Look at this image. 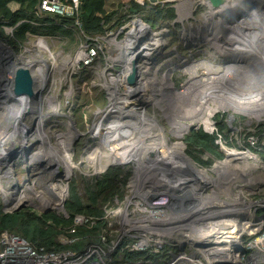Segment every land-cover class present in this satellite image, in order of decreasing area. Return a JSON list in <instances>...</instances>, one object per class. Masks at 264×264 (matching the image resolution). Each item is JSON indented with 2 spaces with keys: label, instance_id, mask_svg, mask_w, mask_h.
<instances>
[{
  "label": "rangeland",
  "instance_id": "rangeland-1",
  "mask_svg": "<svg viewBox=\"0 0 264 264\" xmlns=\"http://www.w3.org/2000/svg\"><path fill=\"white\" fill-rule=\"evenodd\" d=\"M183 1H171L176 14L174 20L162 23L153 29L155 31L152 34L144 32L139 37L131 35L129 44L124 43L127 48L120 46L124 57L121 56L119 59L123 65L135 57V52L140 55L135 57L136 77L133 84L126 83L125 78L117 79L118 72L122 71L120 65L106 64L101 58L87 69L71 70L65 67V58L71 52L64 48L65 40L42 36L28 37L27 49H31L34 40H39L33 50L35 57L26 54L24 61H19L20 64L16 66H42L41 62L44 61L49 67L44 75V85L40 93L38 92L40 98L44 99L42 106L41 99L39 101L38 113L34 116L29 112L19 117L22 126L29 130L28 134L22 135L23 139L27 138L26 154L11 151L9 144L10 147L7 148L6 138L12 125L11 119L17 116L13 117L11 113L5 118L0 113V205L3 212L10 213L6 210L10 209L6 206L7 201L23 203L29 200L30 204H23L22 209H30L38 215L49 210L48 212L62 216L61 211L56 209L61 207V204L64 205L68 197L70 177L76 180L77 189L82 193L83 186L93 184L95 179L108 169L120 168L118 178L120 181L124 180V197L120 201L114 198V206L103 205L104 210L114 213L107 218L110 230L106 231V239L109 238V242L106 240L108 244L100 245V249H104V254H107L110 241L115 243L117 238L122 237L129 241L142 238L139 235L147 231L145 227L150 224L164 227L165 213L172 217L178 215L180 218L176 221L180 223L178 221L180 219L187 226L188 223L185 222L195 216L200 220L207 218L210 213L219 216L239 214L240 210L232 209L240 205V209L243 210L249 206L248 204L251 206V200L260 197L264 185V171L254 156L257 166L255 169L252 168L253 170L249 168L246 173L251 181L236 180V171L234 175L231 171L224 170L229 168L227 164L229 158L239 159L245 154H250L239 151L245 137L255 129H264V82L248 77V67L247 74L240 70L229 73V70L224 68H230V62L236 60L230 55L248 54V61L251 60L254 65L264 62V5L258 8L259 3H255L259 0H232L233 4L239 2L240 5L254 7V10H248L245 14L236 9L237 12L234 14L225 13V10L218 13L215 8L212 9L208 5L207 0ZM224 1L228 3L230 0ZM222 6L219 8L222 9ZM238 12L241 16H238ZM136 27L137 22L132 25L133 29ZM123 38L126 37L118 35L116 39ZM5 45L9 46L7 43ZM12 51L14 52L13 49ZM14 53L19 54L17 51ZM238 58L240 61L244 59ZM224 63L229 65L224 67ZM222 67L223 70L220 69ZM219 70L222 72L216 75L213 82L210 81L212 75ZM166 72L169 78L170 73L172 74L170 78L172 84L163 77ZM112 77L116 78V81L111 88L117 91L119 97L115 99L108 95L110 91L105 87V81ZM225 83L230 86L227 91L221 88ZM202 85L208 89L204 90ZM232 85L236 87L235 90H231ZM128 88L132 91L130 92ZM217 100L223 102L227 108L216 107ZM202 108L213 110L207 115H200ZM170 110H174V113L172 114ZM3 111L0 105V112ZM45 113L52 114L44 117L41 122V116ZM199 117V121L189 126L190 121ZM117 119L121 121L119 125L116 124ZM180 124H185V127L177 128ZM205 124L209 127L206 131L213 126L218 131L217 124L223 125L225 128L220 135L226 140L223 139L225 145L220 148L217 146L222 158L215 159L209 153L200 154L202 160L211 161L209 165L202 166L195 163L190 156L181 157L180 152L183 144L185 153L184 138L192 130L203 131ZM96 126L104 129L101 135L91 131ZM109 131L108 136L103 135ZM132 132L138 134L141 143L135 140L133 137L135 134ZM224 147L233 152V155L225 157ZM142 155L144 156L141 157ZM262 158L263 154L260 159ZM195 164L201 167L200 171L195 168ZM153 165H157L160 171L154 172L150 169ZM237 166L238 164L235 167ZM183 173L187 176L185 177ZM199 174L211 179L205 181L208 185L200 188L201 193L208 194L202 195V201L208 202L210 206L214 202L222 204L225 209L215 210L208 205L206 210L204 208L206 204L200 203L196 206L205 214L199 216V209L192 215L189 211L179 215L171 208H162L166 201L161 203L158 196H164L165 190H170L164 183L165 178L181 187H185L186 181L187 189L194 190V186L198 184L196 181H202ZM211 183L215 186L210 187ZM239 185L246 187L241 190ZM210 190L213 191L209 192ZM197 193L199 192L187 197L196 198ZM154 194L156 196L150 198ZM233 195L237 200H232ZM195 202L201 201L193 199L191 203ZM257 214L264 216V209L258 210ZM171 220L169 218L165 225H171ZM233 226L234 223L227 227H218L210 221L209 228L200 229V235H214L211 240L214 244L225 234L224 241H229L230 244L231 241H235L239 247L237 241L241 233L253 234L258 230V226H250L246 222L234 228ZM191 228L195 229L193 226ZM262 229L263 226L256 236L243 235L239 258L237 261L233 258L227 261L230 264L243 262L264 264V244L254 248L247 246L248 243H253L255 237L261 238L264 232L260 233ZM160 233L157 234L159 238L162 236ZM144 236L151 240L155 239L149 238L146 234ZM194 242H196L194 238L192 241L187 239L186 243L179 249L173 248V251L194 255L197 259L199 254L197 247L193 245ZM220 244H215V249H218ZM193 251L196 253L192 254ZM99 255L103 257L100 253ZM164 256L166 257L165 254ZM247 256L249 261L246 260ZM107 258L108 256L102 258L103 264H106ZM161 260L156 264H163L166 258ZM191 260L194 258H188L186 263L194 264L190 262ZM200 263L207 264L204 260Z\"/></svg>",
  "mask_w": 264,
  "mask_h": 264
},
{
  "label": "built area",
  "instance_id": "built-area-1",
  "mask_svg": "<svg viewBox=\"0 0 264 264\" xmlns=\"http://www.w3.org/2000/svg\"><path fill=\"white\" fill-rule=\"evenodd\" d=\"M43 14L52 15L58 18H65V19H71L73 21V27L77 31V45L75 46L74 50L67 54L65 58V67H68L71 70L75 69H87L89 67L94 66L97 61L101 58L105 61V63L113 64L116 63L120 65L122 71L118 72L117 79L122 80L124 79V68L123 64L120 61V59L117 57V53L119 52L120 46L119 42L123 40H129L130 37H127V32L130 30L129 28L126 29V33L124 35L123 39H116L118 35L122 34V29L118 30H111L106 32L104 35H96V36H87L84 34V32L81 29V23L79 21V15H80V1L79 0H38L35 15L41 16ZM140 26V24H138ZM139 26L137 28H139ZM126 28V27H125ZM136 28V29H137ZM13 27H5L4 33L7 36H11L13 32ZM148 31H152L150 28L145 27ZM155 31V30H154ZM152 31V32H154ZM158 32V31H156ZM28 37L37 38L36 35H27V41L29 40ZM27 41L19 46L18 48V55H15V51H12V48L10 46L5 45V41H0V78L1 83L0 87H2V91H6V82L11 80V76L14 71V66H8L7 60L11 56H22L26 54H32L35 57V54L33 53V50L35 48V44L39 41L34 40L31 49H27L26 44ZM113 49L112 55H107L106 49L107 48ZM32 51V52H30ZM234 57L236 60L234 62H230V68L229 73L234 70H240L241 72L247 74L249 68V74L248 77L250 78H257L264 82V62H260L257 64H252L251 60L248 61V54L244 55H230ZM238 57L244 58L243 61H240ZM135 58V57H134ZM63 64V63H62ZM228 63H224V67L228 66ZM220 68L223 70V68ZM130 69V64H129ZM128 74V73H127ZM113 78V77H112ZM264 93V90H263ZM218 113V111L216 112ZM214 113V114H216ZM214 116V115H213ZM233 120V119H232ZM203 129V128H202ZM211 135H215L214 143L220 148L222 145H225V141L222 139V136L214 126L209 130L206 131L203 129V132ZM239 151L242 152H248L251 155H253L259 166L262 168V171H264V132H259L257 129L255 131H252L249 133L245 139L243 140V146L242 148H239ZM261 154H263L262 160L260 159ZM194 163V162H193ZM196 166V167H195ZM195 168L200 171V166L195 164ZM195 182H192V184ZM170 184L173 186H170V192L167 196V202L166 205H162L163 209H169L171 208L174 210V207L178 206H189L193 199H197L198 201H202L201 199L202 195H208L206 193H201V187L196 184L194 186L196 190L201 193L196 194V198L194 196L183 198L182 191H185L188 186L184 185L185 187L179 186V184H175L174 181L170 180ZM183 185V184H180ZM178 186V187H177ZM180 187V188H179ZM203 187V186H202ZM182 191H181V190ZM200 190V191H199ZM213 190H210L209 192H212ZM174 194H178L180 197L176 198L174 197ZM194 197V198H193ZM209 196H207L208 198ZM209 199V198H208ZM212 200V199H209ZM230 201V199H229ZM251 206L245 207L243 210L240 209V205H237L232 210H240V214H226L223 216H216L211 218L208 221L201 222L197 216L190 219L189 221L185 222L188 223V225H184V222L178 220L180 223H178L176 220L180 217L175 216L174 219H172L171 225L167 226L165 225L166 222H168L169 218H173L168 213H165L164 215V227L163 225L157 226L158 224H150L149 226H146L145 229H148L149 231L141 232L142 238L139 239H131L130 241L125 239V241H128L124 248L129 251H148L153 254H159L160 258L157 261H153V263L146 261L144 264H156L160 261H162V258H166L164 260L163 264H187L188 258H194V260H191L190 262H193L194 264H202L200 263L201 260H204L207 264H214V262H217V264H230L228 259H234V261H237L236 259L240 256V247H242L241 237L243 235H254L256 236V233L260 230V228L263 226V229L260 231H264V216L261 214H257V211H262L264 209V185L262 189V194L260 197H258L255 200H251ZM174 206V207H172ZM215 204L211 205L210 208L214 209ZM221 209H225L226 207L222 204L219 205ZM175 211V210H174ZM177 213V212H176ZM113 215V211L110 212V210H104V215L101 217V220L105 222V229L101 230V233L99 235L100 244H95L89 246L83 253L81 254H74L69 250L60 251V252H46L43 250V248L35 249L33 248L25 239L20 238L14 234L7 233L0 237V264H103L102 258L105 256H108L118 245L120 239L117 238L115 243L110 241V247L107 250V254H104L103 250L100 249V245L108 244L106 243V237L107 233L106 231L110 230V223L107 222V218ZM110 215V216H109ZM63 216V215H62ZM65 217V216H63ZM67 218V217H66ZM97 220H100L95 217L91 216H84V215H76L72 219V226L69 227L66 230V234H61L58 239L62 244H72L80 239L78 236H74V232L76 227L84 226L86 228H90L95 224ZM215 223V226L223 227L228 225L229 221L230 223H234V227H237L239 225H242L246 222L247 225L250 226H258V230L255 231L253 234H249L246 232L241 233L240 235V246L232 245L229 242L222 243L218 246V249H215V245L211 243L212 236H202L200 235V229L205 228L208 226V222ZM175 224V225H174ZM153 225V226H152ZM152 226V227H151ZM195 227L193 230L191 227ZM185 228V230H183ZM144 230V229H140ZM162 230V232H161ZM185 232H183V231ZM156 233H155V232ZM161 232V237H157V234ZM193 233V234H191ZM67 234L69 236H67ZM144 234L148 235L149 238H155L154 240L145 238ZM188 234L190 236L188 237ZM192 238L196 240V242L193 243L194 246H196V250L199 254V258L196 259V256L194 255H186L184 252H178V250L173 251V248L179 249L183 243H186L187 239L189 241H192ZM262 238V239H261ZM260 237H255L253 240V243H248V248H254V247H261L262 244H264V232L262 233ZM214 240V239H213ZM257 240H262L257 241ZM159 241V242H158ZM253 244V245H252ZM153 247V248H152ZM99 253L103 256L100 257ZM196 251H193L192 254H195ZM166 255V257L164 256ZM214 255L215 257L214 261ZM182 257V259L180 258ZM249 257L247 256L246 260L249 261ZM141 264V263H140ZM240 264H247V263H240Z\"/></svg>",
  "mask_w": 264,
  "mask_h": 264
},
{
  "label": "trees",
  "instance_id": "trees-1",
  "mask_svg": "<svg viewBox=\"0 0 264 264\" xmlns=\"http://www.w3.org/2000/svg\"><path fill=\"white\" fill-rule=\"evenodd\" d=\"M79 1L81 29L85 35L90 37L135 25L136 22L140 24L139 28L136 27L137 29H133L132 26L129 28L130 30L127 32V37H129L137 35L140 30L148 31L145 27L156 29L162 23L171 22L176 17L175 9L171 3L149 5L147 1L117 0L116 8L107 11L104 9V0ZM12 3L16 4L18 8L10 9L9 5ZM37 3L38 0H0V40L5 41L14 51H18L19 46L27 41L28 34L58 38L61 41L65 40L64 48L72 52L77 45V31L73 27V21L47 14L36 16ZM5 27L14 28L11 36L5 35ZM125 33L126 30H122L121 35L124 36ZM203 127L205 130L209 129L207 124ZM217 127L221 134L225 127L220 124H217ZM260 130L258 131L264 132ZM214 139L215 135L207 134L201 129L192 130L184 138L186 154L183 152L184 145H181V157L190 156L195 163L202 166L209 165L211 161L202 160L200 154L209 153L215 159L222 158V153L218 151ZM223 139L226 140L225 137ZM223 150L225 157L233 155V152L227 147H224ZM120 173V168L108 169L96 178L93 184L83 186L82 193L77 189L76 180L70 177L68 197L63 205L67 218L53 212L38 215L26 208L5 213L0 205V237L11 233L25 239L35 249L43 248L46 252L69 250L74 254H81L89 246L100 244L99 235L101 230L106 227L105 222L101 220L104 215L103 205L114 206V198L120 201L124 197V180L120 181L118 178ZM23 204L28 205L30 201L6 202V206L10 209ZM57 209L60 210L61 207ZM76 215L91 216L100 220H97L90 228L76 227L73 235L80 239L70 245L62 244L58 237L61 234H66V230L72 226V219ZM67 236L69 235L67 234ZM224 236L218 240L219 243L226 242L223 239ZM107 241L109 242V238ZM127 242L120 239L117 247L108 255L106 264H144L146 261L153 263L160 258L159 254L148 251H129L124 248ZM215 257L217 258V256L214 255V261H217ZM216 263L214 262V264Z\"/></svg>",
  "mask_w": 264,
  "mask_h": 264
},
{
  "label": "bare ground",
  "instance_id": "bare-ground-1",
  "mask_svg": "<svg viewBox=\"0 0 264 264\" xmlns=\"http://www.w3.org/2000/svg\"><path fill=\"white\" fill-rule=\"evenodd\" d=\"M255 1V0H254ZM181 2H184L183 0H181ZM224 5L222 6V9L221 8H216V9H214V8H212V9H214V10H216L218 13L219 12H221V13H223L222 12V10H225V13H234L235 14V11L237 12V10L236 9H238V10H240V13L241 14H245L248 10H254V7L253 8H251V7H249L248 5H245V4H242V5H240V3L239 2H236L235 4H233V2H232V0H230L228 3L226 2V1H224ZM246 3V2H245ZM257 3H259V7L258 8H260V7H262V4L264 5V0H261V2H260V0H259V2H256L255 4H257ZM254 4V3H253ZM210 6V5H209ZM242 6V7H241ZM257 7V6H256ZM255 9H257V8H255ZM244 10H246V11H244ZM240 13L238 12V16H241L240 15ZM144 32H146V33H148V34H152V33H154V32H152V31H143V30H140L139 31V33L136 35V37H139L140 35H143L144 34ZM136 37H135V40H136ZM138 39V38H137ZM134 40V41H135ZM128 41L129 40H123V41H120L118 44H119V46H123V48H127V46L126 45H124L122 42H125L126 44L128 43ZM137 43V40L135 41V44ZM129 44V43H128ZM128 51H130V52H132L131 50H128ZM133 53V52H132ZM134 55H135V57H137V56H140L139 55V53L138 52H135L134 53ZM121 56L122 57H124V55H123V52L121 53V51H120V49H119V52L117 53V57L118 58H121ZM18 57V58H17ZM25 57H27V56H24V55H22V56H11L8 60H7V65L8 66H14V67H16V65H18V64H20V62H23L24 61V59H25ZM133 59V58H132ZM132 59H130V60H128V61H126V63L123 65V68H124V78H125V81H126V76H127V73L129 72V64H130V62H131V60ZM20 61V62H19ZM218 63V62H217ZM41 65L42 66H39V65H33V66H28V67H31V69L32 70H34L35 71V74H36V83H37V91L40 93V89L43 87V85H44V75H46V72H47V69H48V67H49V64H46L44 61L43 62H41ZM53 67V66H52ZM45 69V71H44V69ZM224 69H229V68H224ZM190 71V70H189ZM168 72V71H167ZM167 72L163 75V77L165 78V80L169 83V84H172V82H171V80H170V78L172 77V74L170 73V78H169V76H168V74H167ZM193 72V71H192ZM222 71L221 70H219L218 72H215V74L214 75H212V79L210 80V81H212V80H214L217 76V74H220ZM194 73V72H193ZM48 74V73H47ZM187 74V73H186ZM230 77V76H229ZM231 80V79H230ZM45 81H46V79H45ZM116 81V78H110V79H108V80H106L105 81V83H106V85H105V87H108L107 89L110 91V93L108 94L112 99H115L116 97L117 98H119L118 96H117V91L116 90H114V88H111V86H113V84H114V82ZM213 82V81H212ZM207 83H210V82H207ZM234 85V84H233ZM231 86V90H235V88L236 87H234V86ZM10 82L9 81H7L6 82V87H7V89H6V93L7 94H9V89H10ZM110 86V87H109ZM2 87H0V89H1ZM202 88L205 90V89H208V87H206V86H204V85H202ZM221 88H223L224 90L223 91H227L228 90V88H230V86L227 84V83H225V84H223L222 85V87ZM128 90L130 91V88H128ZM155 90V89H154ZM243 90H245V88L243 89ZM132 91V90H131ZM130 91V92H131ZM177 92V91H176ZM6 93H3V95L4 96H6ZM201 93H203V92H201ZM126 95V94H125ZM2 97V96H1ZM128 97V96H127ZM197 97V96H196ZM9 98H11V97H2L1 98V100H0V105L2 106V110H4L3 112H0L1 114H2V117H5V118H7V117H9L10 116V114L12 113L13 114V117H15V116H17V118H12L11 119V123L14 121V120H17L18 122L19 121H21V119L19 118L20 117V114H18V107L17 106H15L14 104H11V100L9 99ZM12 99V98H11ZM40 95H37L36 97H34V99H33V101H32V104H31V106H30V113L31 114H33L34 116H36V114L38 113V104H39V101H40ZM46 99V98H45ZM7 100V101H6ZM43 101H44V99H41V106H42V104H43ZM218 101V100H217ZM251 103V102H250ZM197 104V103H196ZM216 107H225V108H227V106L223 103V102H221V101H218V104L216 105ZM247 108H248V106H247ZM11 109V110H10ZM213 110V108H202V111H201V113H200V115L201 114H203V115H207L210 111H212ZM53 111V110H52ZM51 111V112H52ZM134 111V110H133ZM171 111V113L173 114L174 113V110H170ZM176 112H177V110H176ZM246 112V111H245ZM52 113H54V112H52ZM51 113V114H52ZM178 113V112H177ZM51 114H42V116H41V122H42V120H43V118L44 117H47L48 115H51ZM56 115V114H55ZM175 115V114H174ZM229 116V115H228ZM200 120V117L197 119V120H192V121H190L189 122V126H191V125H193L194 123H196L197 121H199ZM10 123V124H11ZM121 123V121L119 120V119H117V121H116V124L117 125H119ZM9 124V125H10ZM196 125H198V124H196ZM174 126V125H173ZM185 127V124H180L177 128H179V129H183ZM194 127V126H193ZM20 128H21V132H22V135H26V134H28L29 133V130L28 129H26V128H24L23 126H22V124L20 123ZM25 130H27L25 133H23V131H25ZM104 129H101V127L100 126H96L93 130H91L93 133H96V134H98V135H101V133H102V131H103ZM71 131V130H70ZM132 133H134L133 135V137L135 138V140L137 141V142H139V143H141V141H140V138L138 137V134L136 133V132H132ZM110 134V131L109 132H107L106 134H103V135H105V136H108ZM102 135V136H103ZM132 135V134H131ZM129 137V136H128ZM126 139H130V138H126ZM25 140V143H26V146H27V138H25L24 139ZM124 141H122V143H123ZM29 143V142H28ZM6 144H7V148L9 147V145H8V143H7V141H6ZM143 145V144H142ZM135 148V147H134ZM128 150V149H127ZM11 151H14V150H11ZM126 151V150H125ZM16 152V151H15ZM141 152V151H140ZM18 154H19V152H17ZM21 153V152H20ZM128 153H131V152H128ZM26 154V153H25ZM144 155H142L141 157H143ZM228 157V156H227ZM145 158V157H144ZM251 161V162H250ZM150 162V161H149ZM67 163V162H66ZM68 164H70L69 162H68ZM227 164L229 165V168L228 169H226V170H224V171H231L232 173H234V175H235V171L237 172V177H236V180H239V181H241V182H243V181H246V182H248V181H251L250 179L251 178H249V177H247L248 175H246V173L248 172V170H249V168H251V170H253V169H255V166H257V162H256V160L253 158V155H250V154H245V155H243L241 158H239V159H232V158H229L228 159V161H227ZM238 164V166L237 167H235L236 165ZM26 165V164H25ZM24 165V166H25ZM152 166V165H151ZM149 167V166H148ZM253 168V169H252ZM150 169H152V170H154V172H159L160 171V169H159V167L157 166V165H153V167H151ZM250 170V171H251ZM215 172V171H214ZM216 173V172H215ZM184 175H185V177L187 176L185 173H183ZM199 175H201L202 176V181H196V183H198V185L200 186V187H202L203 185H208V183H206L205 181H207V180H211L208 176H204V175H202V174H199ZM222 177H225V176H222ZM164 183L166 184V185H168L169 186V188H170V180H168V179H164ZM215 184H216V182H214ZM214 183H211V184H209L210 185V187L212 186V185H214ZM184 184L185 185H187L186 184V181H184ZM245 184V183H244ZM215 186V185H214ZM63 187V186H62ZM178 187V186H177ZM239 187L241 188V190H242V188H244V187H246V185H239ZM64 188V187H63ZM180 188V187H179ZM228 189V188H227ZM164 190V189H163ZM181 190V189H180ZM65 191H66V188H65ZM182 191V190H181ZM170 192V190L169 191H167V190H165V192H164V196H158V198H159V200L161 201V203L162 202H164V200L167 202L168 200H167V194ZM195 192H198L197 190H196V188H194V190H188V189H186L185 191H182V196L181 197H183V198H185L186 196L185 195H187V196H189V195H192V194H195ZM151 195V194H150ZM156 196V194H154L153 196H150V198H153V197H155ZM174 197H176V198H179L180 196L178 195V194H174ZM231 197H233V199L232 200H237V197L235 196V195H233V196H231ZM218 200V199H217ZM63 202V201H62ZM211 202V201H210ZM214 202V201H213ZM234 202H236V201H234ZM233 202V203H234ZM156 203H158V201L156 202ZM200 203H205L206 204V206L204 207L206 210H208V208H207V206L209 205L210 206V204L208 203V202H203V201H201V202H195V203H191L188 207L186 206V207H182V206H178V207H174V210L179 214V215H181L182 213H184V212H187V211H189V214H194L198 209H199V216H204V214H205V212H203V210H200V207L198 208V206H196V205H199ZM208 203V204H207ZM233 203H231V204H233ZM216 205V207H215V210L216 209H219L220 207H219V205L216 203V202H214L213 203V205ZM62 205V204H61ZM193 205V206H192ZM247 205V204H246ZM245 205V206H246ZM21 206H23V205H21ZM21 206H18V207H16L14 210H16L17 208H19V207H21ZM235 206V205H234ZM6 208V207H5ZM6 210L7 211H13V210H11V209H8V208H6ZM56 210H58V209H56ZM215 210L213 211V212H215ZM173 213V212H172ZM231 213V212H230ZM152 215H154V213H151ZM158 214V213H157ZM240 214V213H239ZM238 214V215H239ZM152 215H151V217H152ZM175 215V214H174ZM186 215V214H185ZM231 215H233L232 213H231ZM184 216V215H183ZM216 216H219V215H214V213L213 214H209L208 216H207V218L206 217H204V218H200V221L201 222H203L205 219L208 221V220H210L211 218H213V217H216ZM146 217H148V216H146ZM150 217V216H149ZM148 217V218H149ZM170 219H174V217L173 218H170ZM164 220V219H163ZM155 222V221H154ZM157 223V222H156ZM210 223V222H209ZM209 223H207L208 224V226H206V229L207 228H209ZM230 224H232V223H230ZM230 224H228V225H226V226H224V227H227V226H229ZM143 228V227H142ZM147 231H149V230H147ZM156 233V232H155ZM161 234V233H160ZM148 236V235H147ZM160 236V235H159ZM262 239V238H261ZM264 239V238H263ZM257 241H261L262 242V240H257ZM227 242H229V241H226V242H224V243H227ZM238 243L240 242V239H238V241H237ZM231 243H232V245H236L235 244V241H231ZM240 244V243H239ZM192 264V263H191Z\"/></svg>",
  "mask_w": 264,
  "mask_h": 264
},
{
  "label": "water",
  "instance_id": "water-1",
  "mask_svg": "<svg viewBox=\"0 0 264 264\" xmlns=\"http://www.w3.org/2000/svg\"><path fill=\"white\" fill-rule=\"evenodd\" d=\"M143 1H147L149 5H157V4L163 5L165 3H171V1L173 0H141L140 2ZM189 1H196V0H189ZM207 2L208 5H210L212 8L215 9L221 7L224 4V0H207ZM106 53L107 55H112L113 49L108 47L106 49ZM135 65H136V59L133 58L130 62L129 72L126 76V83L133 84V82L135 81V77H136ZM36 81L37 80H36L35 71L32 70L31 67H28L26 65L16 66L11 76L9 94H7L6 91H2L3 88H1L0 100L2 97H7V96L11 97L12 99L9 98L11 100V104H14L15 106L18 107V114H20V116L28 114L30 112V106L32 104L34 97L38 95ZM0 83H1V78H0ZM3 93H6V96H4ZM6 141L11 146L9 147L12 150L16 152H25V153L27 152L28 149L22 136L20 121L18 122L17 120H14L12 122L11 128L7 133ZM22 208L23 206L17 208L16 210L10 211V213L18 211ZM48 211L49 210H46L44 211V213ZM60 211L63 216L67 217L63 204L61 205Z\"/></svg>",
  "mask_w": 264,
  "mask_h": 264
},
{
  "label": "crops",
  "instance_id": "crops-1",
  "mask_svg": "<svg viewBox=\"0 0 264 264\" xmlns=\"http://www.w3.org/2000/svg\"><path fill=\"white\" fill-rule=\"evenodd\" d=\"M141 0H138L140 2ZM117 6V0H104V9L107 11H110L112 9H115ZM10 9L15 10L18 8L16 4H10L9 5Z\"/></svg>",
  "mask_w": 264,
  "mask_h": 264
},
{
  "label": "clouds",
  "instance_id": "clouds-1",
  "mask_svg": "<svg viewBox=\"0 0 264 264\" xmlns=\"http://www.w3.org/2000/svg\"><path fill=\"white\" fill-rule=\"evenodd\" d=\"M136 1H138V0H136ZM132 26V25H131ZM131 26H129V27H124V28H122V30H126L127 28H130ZM231 148V147H230Z\"/></svg>",
  "mask_w": 264,
  "mask_h": 264
}]
</instances>
